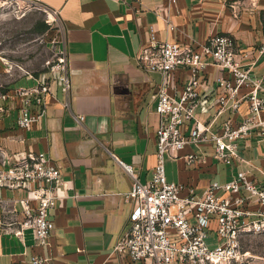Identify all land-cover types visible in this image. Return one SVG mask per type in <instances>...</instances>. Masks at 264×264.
<instances>
[{"label":"crops","instance_id":"1","mask_svg":"<svg viewBox=\"0 0 264 264\" xmlns=\"http://www.w3.org/2000/svg\"><path fill=\"white\" fill-rule=\"evenodd\" d=\"M34 1L59 11L71 91L65 95L54 83L46 98V114L30 131L18 128L15 111L0 115V149L8 154L43 153L59 167L64 184L50 211L48 247L35 246L29 230L23 232L22 241L6 233L12 221L0 207V264H32V256L45 259L43 264H143L132 263L113 249L128 228L133 208L125 198L132 181L119 162L130 166L142 184L152 180L156 164L159 118L154 94L162 76L143 71L137 63L149 40L148 29H154L160 42L194 47L213 35L229 36L240 52L250 54L244 60L248 63L255 60L253 52L264 34V0H177L175 4L140 0L139 5L117 0ZM166 21L173 24V31ZM219 75L208 67L207 97L212 96L211 86ZM175 76L180 90L187 75L179 71ZM251 77L264 89V57L256 60ZM249 90L242 88L239 95ZM215 108L198 109L196 115L218 129L232 114L216 117ZM246 110L243 104L232 118L240 121ZM190 153L204 157V163L191 166L183 158L166 156L165 175L170 183L193 188L197 197L210 183H227L239 172H248L264 187V139L256 133L240 143L241 162H216L212 147L186 146L179 155ZM4 197L12 194L0 190V199ZM22 221L19 214L11 228L17 229ZM208 240L216 246L213 233Z\"/></svg>","mask_w":264,"mask_h":264},{"label":"built area","instance_id":"2","mask_svg":"<svg viewBox=\"0 0 264 264\" xmlns=\"http://www.w3.org/2000/svg\"><path fill=\"white\" fill-rule=\"evenodd\" d=\"M117 1L140 4V0ZM168 1L175 4L177 0ZM6 2L40 5L34 0ZM40 6L48 13L49 21L55 18L59 21V11ZM236 6V3L232 5L233 10ZM166 23L173 31V24ZM148 33L149 40L141 47L137 63L143 71L162 76L154 94L159 118L155 132L156 164L152 180L142 184L130 166L119 162L132 181L125 198L133 208L128 228L113 252L126 255L132 263L245 264L246 257L239 253L241 239L264 234V187L251 180L248 172H239L227 183H210L202 196L197 197L193 188L167 181L165 157L183 158L188 165L197 166L204 163V157L191 153L181 157L180 152L186 146L212 147V158L230 165L242 161L240 143L252 133L264 139V98L261 97L264 89L260 81L251 77L256 60L264 57V34L253 52L255 60L244 63L250 54L240 52L229 36L213 35L194 47L160 42L152 27ZM208 67L220 73L211 86V97L206 96ZM46 69L43 77L26 76V80L33 81L31 86L0 94V102L4 104L0 105V115L8 116L15 111V123L23 131H30L45 116L46 98L54 83L60 85L65 95L71 91L63 40L55 59L46 63ZM179 71L187 75L180 90L175 76ZM245 87L249 92L240 96V89ZM243 104L247 110L237 121L232 116L240 112ZM210 107H216V117L228 113L232 116L213 129L211 123L200 121L196 115L198 109L207 112ZM63 184L61 170L43 153L8 154L0 149V190L12 194L0 199L2 213L12 222L19 214L23 217L17 229H12L14 223L10 222L5 232L22 241L23 232L29 230L35 246L48 247L52 231L50 211L60 199ZM185 191L186 195H182ZM209 233L216 239L212 248ZM45 261L38 256L31 258L32 264Z\"/></svg>","mask_w":264,"mask_h":264},{"label":"rangeland","instance_id":"3","mask_svg":"<svg viewBox=\"0 0 264 264\" xmlns=\"http://www.w3.org/2000/svg\"><path fill=\"white\" fill-rule=\"evenodd\" d=\"M42 23L48 26L45 32L38 30ZM61 31L58 19L49 21L40 5L0 0V94L31 86L28 74L45 76L46 63L55 59L62 40ZM239 253L246 257L245 264H264V234L243 237Z\"/></svg>","mask_w":264,"mask_h":264},{"label":"trees","instance_id":"4","mask_svg":"<svg viewBox=\"0 0 264 264\" xmlns=\"http://www.w3.org/2000/svg\"><path fill=\"white\" fill-rule=\"evenodd\" d=\"M48 26L44 23H42V25L40 26V28L38 29L39 32H45L47 30Z\"/></svg>","mask_w":264,"mask_h":264}]
</instances>
